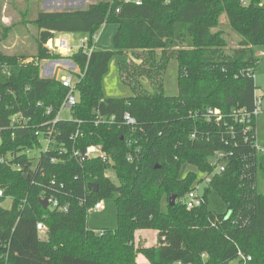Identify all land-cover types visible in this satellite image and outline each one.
Wrapping results in <instances>:
<instances>
[{"label": "trees", "instance_id": "1", "mask_svg": "<svg viewBox=\"0 0 264 264\" xmlns=\"http://www.w3.org/2000/svg\"><path fill=\"white\" fill-rule=\"evenodd\" d=\"M21 2L38 36L30 55H0V264H139L140 255L146 264H264L258 186L264 155L255 150L258 118H243L255 109L253 48L264 46L263 0H143L141 6L100 0L54 12L41 11L40 0ZM224 13L228 25L221 26ZM106 24L118 26L114 50L96 49L89 58L81 49L70 57L87 69L77 85L80 102L71 121L53 124L68 90L56 78L41 77V62L64 58L47 44L58 34H84L91 47ZM227 30L241 39H227ZM124 53L133 60L120 65V78L134 95L106 98L104 77L115 55ZM173 59L179 94L170 97L164 76ZM126 113L136 125L123 121ZM17 115L29 120L25 128L14 125ZM41 138L50 140L47 151ZM90 145L103 146L111 164L75 157ZM221 163L225 172L218 173ZM186 166L211 177L203 205L191 211L180 200L198 176L183 177ZM211 191L230 208L229 217L210 209ZM45 197L69 211L45 210ZM114 197L118 227L89 229L90 209ZM39 222L49 229L45 240ZM140 230L156 231L157 245H137Z\"/></svg>", "mask_w": 264, "mask_h": 264}, {"label": "rangeland", "instance_id": "2", "mask_svg": "<svg viewBox=\"0 0 264 264\" xmlns=\"http://www.w3.org/2000/svg\"><path fill=\"white\" fill-rule=\"evenodd\" d=\"M23 1V0H22ZM100 1V0H97ZM33 1L32 4H36ZM39 8L41 11L45 10V2L40 0ZM85 4V3H84ZM58 6H63V1L59 0ZM68 6V5H67ZM85 6V5H84ZM264 7V0L262 3ZM68 8V7H67ZM84 8V7H81ZM24 6L21 0H0V55L15 56L22 54H31L37 46L38 29L31 22L28 21L26 16L22 15ZM24 13V11H23ZM31 19V18H30ZM221 26L228 25V17L224 13L221 16ZM225 30V29H224ZM118 31V26L114 24H106L99 31L98 41L96 49L100 51H113L114 50V36ZM226 38L230 37L235 40L241 39L236 33L231 30L226 31ZM59 37H64L70 43L69 55H73L79 52L80 42L86 39L88 36L84 34H58ZM231 41L230 47H236L237 42ZM231 52V49H229ZM253 54L255 59L258 60V65L254 72L255 83L257 86L256 96L262 98V112L258 117L257 131L258 142L260 145H264V46L254 47ZM72 61L70 56H65L61 60L57 61ZM133 60L132 53L116 54L110 63L109 71L103 80V91L106 98H128L134 95L133 91L126 85H124L120 78L119 67L122 63H128ZM32 60H23V62H31ZM36 62V61H34ZM50 61H43L40 63L41 74L45 72V68ZM61 70L57 74V79H61L63 76L68 75L66 73V67L61 65ZM164 90L167 96L175 97L179 94L178 88V63L176 60H171L168 64L167 70L164 76ZM61 121H71L72 114L70 110L63 108L59 114ZM45 147V142L41 138ZM31 156L39 157V152H31ZM189 172L197 174L200 181L205 177V174L199 172L193 166H186L182 170V176H186ZM108 177L116 181L114 173L109 171ZM258 186L264 193V179L260 176L258 179ZM209 206L210 209L218 214H227L229 217L231 212L227 210L226 204L222 201L220 196L211 191L209 194ZM104 209L98 212L90 211L88 214V227L91 230L100 231L103 229H116L118 227L117 208L115 203V197L102 200ZM12 205V199H7L3 203V207L8 209ZM166 202L163 209L166 210ZM136 243L139 246L154 247L157 245V232L150 230H140L136 234ZM139 261L146 262V258L142 255L139 256Z\"/></svg>", "mask_w": 264, "mask_h": 264}, {"label": "built area", "instance_id": "3", "mask_svg": "<svg viewBox=\"0 0 264 264\" xmlns=\"http://www.w3.org/2000/svg\"><path fill=\"white\" fill-rule=\"evenodd\" d=\"M107 1H117V0H107ZM124 3L126 4H135L137 6H141L143 4V0H122ZM119 12V10H118ZM98 35L99 34H95L91 40L93 42V45L91 47H89V41L90 38L87 37L86 39H83L80 42V50L83 49V53L86 54L89 58L92 55V53L96 50V44L98 41ZM47 47L50 51L55 52V53H60L62 54L64 57L65 56H72L69 55L68 53L70 52V43L67 39H65L64 37H59V36H55L53 39H51L49 41V43L47 44ZM79 50V51H80ZM74 55V54H73ZM61 65H64L66 67V73H68V75L63 76L61 79H58L62 86L64 88H66L68 90L67 96L63 102L62 105V109L66 108L68 110H70V112L72 111V109H74L80 102V94L79 91L77 89V85L79 82H81L87 72V69H82L80 65H78L76 62L74 61H50L46 68H45V74L49 75L51 78H56L57 79V74L59 73V71L61 70ZM48 73H46L47 69H50ZM4 73L5 74H9V72H7V68L5 67L4 69ZM39 106H43V104H39ZM262 112V98H258L256 96L255 99V109L253 112L251 113H245L243 114V118H246L247 120H253L259 117V115ZM48 113H50V111H48ZM60 114V113H59ZM209 115H218L215 111L210 110ZM239 119V118H238ZM221 117L217 118V121H220ZM28 119L25 116L22 115H17L16 117H14V125L19 124L20 127L25 128V126L28 124ZM60 121L59 115L57 116V119L53 122V124L57 123ZM114 118L111 119V121L109 122H113ZM123 121L128 125V126H134L136 125V120L128 113H126L124 115ZM239 123H242V119L239 120ZM247 132V131H245ZM41 133H38V136H40ZM76 138V135H74L72 137V140H74ZM2 143V139H0V144ZM50 144V140H47L45 147H44V151L48 150ZM255 150L256 153L259 155H264V145H260L258 140L255 143ZM27 155H31V151H28L26 153ZM75 157H80L83 160H102V162L107 163V164H111V157L109 155V153L107 151H105V149L103 148V146L101 145H90L88 146L84 153L81 152H76L75 153ZM224 157L223 154H219L218 158L222 159ZM131 159V158H130ZM131 161V160H130ZM0 162H5L4 158L0 159ZM55 162V161H53ZM218 173H223L225 172V164L221 163L218 166L217 169ZM108 176V174H107ZM211 182V177H208L205 175V177L203 179H201L200 181L196 182L192 189L191 192H189L187 194L186 197H184L183 199L180 200V202L185 205V207L191 211L194 209H197L199 207H201L204 203V196H205V192H206V188L209 187ZM4 196V192L3 190L0 188V198H2ZM46 199L49 203V208L52 210H56L58 212H63V213H67L69 211V205L67 204H61V202L56 199V198H42V200ZM104 209V205L102 202L96 203L91 209L90 211H101ZM90 213V212H89ZM37 231L39 233V236L42 240L47 239L48 237V233H49V229L48 227L43 223V222H39L37 224ZM249 260H251L249 258ZM181 264V263H178Z\"/></svg>", "mask_w": 264, "mask_h": 264}, {"label": "crops", "instance_id": "4", "mask_svg": "<svg viewBox=\"0 0 264 264\" xmlns=\"http://www.w3.org/2000/svg\"><path fill=\"white\" fill-rule=\"evenodd\" d=\"M62 1H63V6H58L59 0H43V3L45 2V10L44 11L54 12V11L81 10V9H86L89 5L98 2L97 0H62ZM81 7H84V8H81ZM49 70H51V68L47 69L46 73H48ZM41 77L51 78L49 75H47L45 73L43 75L41 74ZM138 262H139V264H146L147 263V261L146 262L139 261V257H138Z\"/></svg>", "mask_w": 264, "mask_h": 264}, {"label": "water", "instance_id": "5", "mask_svg": "<svg viewBox=\"0 0 264 264\" xmlns=\"http://www.w3.org/2000/svg\"><path fill=\"white\" fill-rule=\"evenodd\" d=\"M90 189H93L94 192H97L98 191V186L95 185V184H91L89 186ZM41 204L43 206V208L45 210L49 209V203L46 199L44 200H41ZM176 204V197L175 196H171L170 197V206H174ZM228 210H230V208L228 207Z\"/></svg>", "mask_w": 264, "mask_h": 264}]
</instances>
